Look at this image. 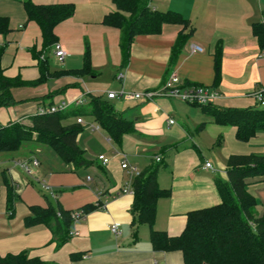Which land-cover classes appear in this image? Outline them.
Instances as JSON below:
<instances>
[{
    "label": "crops",
    "instance_id": "obj_1",
    "mask_svg": "<svg viewBox=\"0 0 264 264\" xmlns=\"http://www.w3.org/2000/svg\"><path fill=\"white\" fill-rule=\"evenodd\" d=\"M24 1L0 0V17L9 23V31L0 32L1 66L5 76L21 81L11 88L13 103L0 106V125L27 121L40 106L85 97L81 105L72 104L65 110L63 124L83 119L77 142L88 163H65L52 148L35 141L19 156H3L9 161L3 179L5 172L19 200L13 214H8L6 183L0 184V255L26 251L31 257L58 264H184L181 251L152 248L146 224L131 226L134 194L123 189L133 188L136 176L127 172L126 164L136 166L140 173L158 167V184L169 188L170 194L157 201L154 227L178 235L189 211L220 203L214 179L226 177L231 155L264 152V131L248 141L238 140L236 126L219 124L202 107L167 95L110 98L115 111L132 126L118 141L89 111L71 112L87 107L92 96L107 98L109 91L161 89L173 73L181 91L193 86L216 90L215 106L256 105V94L264 92V49L253 24L264 21V0H141L151 9L180 13L188 26L166 23L157 34L136 35L127 61L120 46V29L103 23L108 12L117 10L113 0H31L35 4L74 5L73 15L54 28L56 42L66 50L62 62L55 57L53 45L44 47L41 29L28 20ZM181 32L188 36L172 63ZM194 45L203 51H194ZM87 49L91 71L76 74L74 71L84 66ZM216 54L220 55L218 75ZM99 154L109 162L104 164ZM31 158H36L39 166L27 175L15 162ZM206 161L212 163L213 170L204 167ZM248 191L256 198V212L261 216L264 176L250 179ZM32 204L71 211L86 204L96 208L75 218L70 231L79 234L58 245L46 225H24ZM115 223L120 234L111 231ZM76 252L83 256L72 259Z\"/></svg>",
    "mask_w": 264,
    "mask_h": 264
},
{
    "label": "trees",
    "instance_id": "obj_2",
    "mask_svg": "<svg viewBox=\"0 0 264 264\" xmlns=\"http://www.w3.org/2000/svg\"><path fill=\"white\" fill-rule=\"evenodd\" d=\"M116 11L108 12L103 23L121 31L120 46L124 61L129 56L130 45L138 34H157L166 23L188 26V20L180 13L172 10L161 11L151 9L141 0H113ZM27 18L36 22L42 33L43 45H53L57 39L55 26L74 13L72 3L35 4L31 0L23 2ZM129 13L127 18L123 13ZM9 31L8 19L0 17V32ZM253 31L258 36L264 49V21L253 24ZM187 33L181 32L175 47L172 63L177 52L185 41ZM2 50L0 49V60ZM37 57V53L35 54ZM220 55L216 54V74L218 75ZM43 69V68H42ZM91 71L89 50L84 55V66L74 72L76 74ZM43 74V70H42ZM21 84L19 79L4 75L0 62V106L13 103L11 88ZM110 98L92 96L87 107H77L71 114L78 115L89 111L113 138L118 141L124 132L129 131L131 123L120 116L114 109ZM209 112L215 121L223 125L236 126V138L248 141L256 133L264 131V92L263 100L256 99V105L245 108L218 107L214 103L198 105ZM67 117L65 111L52 114H34L30 117L32 126L29 129L16 124L0 125V153L15 152L25 140L52 148L57 155L68 164L84 166L88 161L84 151L77 142L81 126L63 124ZM158 167L144 170L133 181L134 198L132 202V227L146 224L149 228V239L155 251L179 250L182 252L184 264H264V212L260 216L256 212V198L248 191L249 180L264 176V152L253 154H233L227 160L226 177L217 175L214 179L220 195V203L191 210L187 213V221L183 231L178 235H170L165 230L154 227L157 201L170 194L169 188H162L157 179ZM5 179H6V173ZM7 188L6 209L13 214L19 195L12 182L5 180ZM96 206L86 204L81 210L85 213ZM73 211L51 204L29 206V213L24 217V225L31 227L46 225L56 238L58 245L70 238V227L74 221ZM83 253L72 254L78 259ZM0 264H58L31 257L26 251L17 254L0 255Z\"/></svg>",
    "mask_w": 264,
    "mask_h": 264
},
{
    "label": "built area",
    "instance_id": "obj_3",
    "mask_svg": "<svg viewBox=\"0 0 264 264\" xmlns=\"http://www.w3.org/2000/svg\"><path fill=\"white\" fill-rule=\"evenodd\" d=\"M53 50L55 57L57 58L58 61L62 62L65 55H66V50L64 47L61 45L59 42H55L53 44ZM194 51H203V48L199 45H194L193 46ZM264 54V53H263ZM179 84V78L176 74H171L169 78L166 80L164 83L163 88L158 89V90H147L144 92H134V91H126V90H120V91H109L107 96L108 98H116V99H152L156 95H167L170 97H175L178 98L182 101L191 103V104H198V105H206L214 102L217 97H218V92L212 88L206 87V86H193L191 88H187L183 91H181L178 87ZM256 99L258 101L263 100V92H258L256 94ZM85 102V97H79L74 99L73 101H68V100H62L59 103L48 105V106H40L37 109L36 114H52L60 111H65L68 108L72 106V104L78 106L81 105L82 103ZM78 123H82L83 119L81 117L77 118ZM168 122L170 124L174 123L173 119H169ZM94 127V126H93ZM99 126H96L95 128H98ZM98 158L102 160V162L108 163L109 158L105 157L103 154H99ZM123 163L126 164V155H123ZM15 164L20 167L27 175H32L34 174L36 168L39 166V161L36 158H31V159H23V160H18L15 162ZM204 167L207 169H214L212 163L206 161L204 163ZM126 170L131 176H138L140 175V171L138 168L132 164H126ZM46 189H50L49 186L45 185ZM124 193H130L134 194L133 188H124L123 189ZM83 210H76L73 211L72 216L73 218L80 217L84 215ZM111 231L115 234H120L121 231L119 229V224L115 223L111 226ZM78 231H70V236L72 235H78Z\"/></svg>",
    "mask_w": 264,
    "mask_h": 264
},
{
    "label": "rangeland",
    "instance_id": "obj_4",
    "mask_svg": "<svg viewBox=\"0 0 264 264\" xmlns=\"http://www.w3.org/2000/svg\"><path fill=\"white\" fill-rule=\"evenodd\" d=\"M30 121H31L30 118H28L27 121H24V120L17 121L16 124H19V125L23 126L24 128L29 129V128L32 126V124H31ZM12 123H13V122H12ZM32 141H34V140H33V139L25 140V141L22 143L20 149L17 150V151H15V152L0 153V184L3 185V183L5 182V180L11 182L10 177H6V179H3L4 177H3V172H2V171L6 169V166H7V165H9V164H8L9 161L6 160L3 156H4V155H18V156H19L21 153H24V152L27 151V149H28L27 146L31 145L30 142H32ZM24 148H25V149H24ZM28 153H29V152H28ZM210 170H211V169H210ZM8 176H9V175H8ZM14 176L19 177V173H15ZM20 176H22V179L24 178L23 175L20 174Z\"/></svg>",
    "mask_w": 264,
    "mask_h": 264
}]
</instances>
